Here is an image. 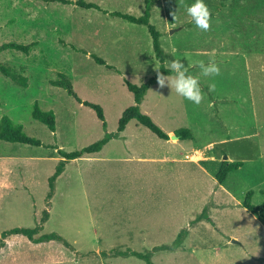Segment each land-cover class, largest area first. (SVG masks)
<instances>
[{
	"label": "rangeland",
	"instance_id": "rangeland-1",
	"mask_svg": "<svg viewBox=\"0 0 264 264\" xmlns=\"http://www.w3.org/2000/svg\"><path fill=\"white\" fill-rule=\"evenodd\" d=\"M67 1L0 0V45L33 44L27 54L0 52L1 62L27 78L24 87L0 72V120L9 117L41 141L0 140V235L42 225L38 235L58 233L74 248L12 236L7 258L48 264L31 258L50 251V264H146L119 254L136 251L150 253L152 264H264V219L242 206L250 191L252 205L264 201V0H204L207 31L187 14L196 0L152 2L149 21L160 34L164 66L181 60L203 99L194 104L157 82L140 107L169 138L189 128L185 140H162L134 119L118 131L134 104L125 81L140 85L162 63L147 26L112 12L138 17L146 1L84 0L99 9ZM209 59L219 75L195 67ZM60 73L82 100L102 107L106 128L93 109L51 84ZM35 102L54 112V132L32 117ZM106 132L112 137L99 152L66 163L49 200L48 178L61 159L55 147L80 150ZM223 160L243 164L219 184Z\"/></svg>",
	"mask_w": 264,
	"mask_h": 264
},
{
	"label": "trees",
	"instance_id": "trees-1",
	"mask_svg": "<svg viewBox=\"0 0 264 264\" xmlns=\"http://www.w3.org/2000/svg\"><path fill=\"white\" fill-rule=\"evenodd\" d=\"M52 1H59L63 3H68L69 1L67 0H52ZM146 1V10L143 15L141 16H134L128 13H121V12H112V15L118 16L120 18H123L131 23L135 24H142L146 25L147 28L149 29L152 38H153V47L156 52V57L159 59V61L162 63L159 71L157 74L153 77H151L149 80L146 82L141 83L140 85L133 84L129 81H125V85L127 89L133 94L134 98V104L126 107L124 111L122 112V115L118 121V131H123L126 128V125L131 121V120H136L138 123L149 129L153 134H155L158 138L162 140H168L169 135L163 131L153 120L152 118L142 112L141 110V103L144 99L145 94L149 90V88L154 85L155 83L158 82V75L163 74L164 76L170 75L173 72L171 69L166 68L164 66V55H163V50L160 46L159 42V32L155 29V27L150 24V8L152 6V2L154 0H145ZM76 4L80 7L83 8H96L99 9V7L94 4V3H88L85 2L84 0H78ZM33 44H28V45H23V44H18V43H5L0 45V52L6 51V50H18L21 51L25 54L29 52V50L32 48ZM96 61L100 64H105V61L101 58H96ZM109 67V66H108ZM0 72L9 77L13 82H16L19 85H22L24 87L27 86V78L26 76L22 75L19 71L16 69L8 66L7 64L3 63L0 61ZM51 84L54 86L62 87L64 88L68 94L74 97V99L82 103L83 105L90 107L93 109L96 113V116L98 119L102 121L103 128H106V123H105V116L103 109L100 105L82 100L74 91L73 86L71 81L62 73L59 74L58 78L55 80L51 81ZM32 117L43 124H45L49 130L52 132L55 131L56 126H55V115L52 110H47L44 111L42 110L37 102L34 103L33 109H32ZM174 135H176L179 139L185 140V139H191L192 133L189 128H178L174 130ZM112 135L107 133L100 138L99 140L93 142L92 144L85 146L81 148L80 150H75L71 152H66L62 149H59L55 147L56 151L60 155L61 159L58 161L55 170L53 174L48 178V186H49V193L47 195V198L50 200L55 192V186H56V180L58 177L63 173L66 163L70 160H74L76 158H80L84 155H89V154H94L99 152L104 145L111 139ZM0 140L2 141H7V142H12V143H22V144H30V145H35V146H40L41 141L39 139L33 138L28 136L24 131H23V126L20 124H14L12 120L7 117L3 116L0 120ZM243 162L241 161H221L219 168L216 172L215 178L218 181L219 184H222L227 175L233 171L237 170L240 166H242ZM251 196L252 192H248L245 195L244 201L242 203V206L252 212L253 214L261 217L264 219V201L260 206H254L251 204ZM43 221L47 220V215H43L42 217ZM42 225H38L32 228H27V227H13L10 229H6L1 232L0 235V249L5 246V239L10 236V235H23L27 237L31 242L33 243H41V242H48V241H57L66 248L70 250H74L73 246L68 243L61 235L58 233L52 232V233H45L38 235L41 230H42ZM38 235V236H37ZM179 236H177V239L174 243L177 244L179 243ZM165 247H162V249ZM161 249V248H160ZM122 256H127L132 255L137 258L145 260L146 264H152V261L150 259V253L143 254L139 253L136 251H131L130 253L126 252H120L119 253Z\"/></svg>",
	"mask_w": 264,
	"mask_h": 264
},
{
	"label": "clouds",
	"instance_id": "clouds-1",
	"mask_svg": "<svg viewBox=\"0 0 264 264\" xmlns=\"http://www.w3.org/2000/svg\"><path fill=\"white\" fill-rule=\"evenodd\" d=\"M186 11L196 27L205 31L209 29L211 14L204 3V0H196L195 3L187 7ZM199 66L205 76L211 74L219 75L220 73V69L215 63L210 62L208 65H205L201 62ZM170 69L175 74L174 78L170 80L168 76H164L163 74L158 75L159 86L164 87L165 82L167 81L168 86L174 87L175 91L180 96L194 104H200L203 96L198 79L188 74V68L181 60H172Z\"/></svg>",
	"mask_w": 264,
	"mask_h": 264
},
{
	"label": "crops",
	"instance_id": "crops-1",
	"mask_svg": "<svg viewBox=\"0 0 264 264\" xmlns=\"http://www.w3.org/2000/svg\"><path fill=\"white\" fill-rule=\"evenodd\" d=\"M213 60L212 59H209V61H208V64L210 63V62H212ZM200 63L201 62H197V63H195V67L196 66H199L200 65ZM210 104H211V102H210ZM170 139V138H169ZM12 236H15V237H20V238H22V236L23 235H10V236H8L6 239H8L9 237H12ZM25 237V236H24ZM27 238V237H26ZM23 239V238H22ZM24 240V239H23ZM27 240H28V243L30 244V245H33V246H37V245H44V244H49V243H52V242H57V241H48V242H41V243H33V242H31L28 238H27ZM27 242V241H26ZM57 243H59V242H57ZM61 244V243H60ZM5 245H6V243H5ZM63 245V244H62ZM66 248V247H65ZM68 249V248H67ZM64 250V249H63ZM62 250V251H63ZM68 250H70V249H68ZM70 251H72V250H70ZM2 252H5V258L3 259V260H1V256H2ZM61 252V251H60ZM7 253H8V249L6 248V246H4V247H2L1 249H0V264H17L16 262H15V259H13V258H7ZM52 253H54V252H50V251H47V252H45L43 255L44 256H42V258L40 259L39 258V256H34L33 255V257L31 258V260H33L34 262L33 263H36L37 261L36 260H43L44 262H46V263H48V264H50L52 261H55V260H53V259H51L50 258V255L52 254ZM75 262V261H74Z\"/></svg>",
	"mask_w": 264,
	"mask_h": 264
},
{
	"label": "water",
	"instance_id": "water-1",
	"mask_svg": "<svg viewBox=\"0 0 264 264\" xmlns=\"http://www.w3.org/2000/svg\"><path fill=\"white\" fill-rule=\"evenodd\" d=\"M170 139H172V140H177L178 137H177L176 135H174V134H171V135H170ZM224 159H227V157L225 156Z\"/></svg>",
	"mask_w": 264,
	"mask_h": 264
}]
</instances>
